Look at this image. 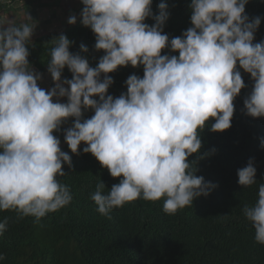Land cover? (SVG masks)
I'll return each mask as SVG.
<instances>
[{
    "label": "clouds",
    "instance_id": "1",
    "mask_svg": "<svg viewBox=\"0 0 264 264\" xmlns=\"http://www.w3.org/2000/svg\"><path fill=\"white\" fill-rule=\"evenodd\" d=\"M81 3V23L94 33L95 50L105 54L91 67L81 55L88 53L85 45L72 53L67 36L53 39L47 71L54 87L48 90L38 86L42 74L28 60L37 23L28 15L19 25L0 24V211L39 223L71 203L69 187L58 178L66 176L64 165L72 168V158L54 135L70 118L74 123L64 141L71 153L79 155L86 145L83 153L119 179L110 190L101 180L96 184L90 199L100 214L110 219L112 210L138 199L163 200L170 215L193 206L215 187L197 175L199 160L208 155L200 154L201 133L210 120L213 133L230 129L234 101L245 88L240 69L253 81L245 114L264 118V40L254 43L261 17L250 20L245 14L248 0H191L192 27L170 39L163 32L169 18L165 3L158 5V16L152 0ZM149 18L152 26L145 23ZM67 22L75 25L77 17ZM165 49L178 56L162 55ZM128 65L142 66L143 78L130 75L127 92L114 98L108 74ZM66 67L72 78L62 80ZM88 110L94 114L84 119ZM256 171L250 159L237 171L239 185L257 184ZM243 214L255 241L264 245V183ZM7 224V218L0 222V234Z\"/></svg>",
    "mask_w": 264,
    "mask_h": 264
},
{
    "label": "trees",
    "instance_id": "2",
    "mask_svg": "<svg viewBox=\"0 0 264 264\" xmlns=\"http://www.w3.org/2000/svg\"><path fill=\"white\" fill-rule=\"evenodd\" d=\"M11 1H25L29 7L40 5L35 0ZM74 2L83 7L81 0ZM48 3L44 6L52 5ZM160 3L168 6L169 18L163 32L170 39L192 27L191 0H152L154 16L159 15ZM1 7L5 8L0 5V10ZM245 14L250 20L261 17L254 43L264 40V0H248ZM145 23L152 26L155 20L149 18ZM40 33L28 46V60L41 73L47 71L51 42L61 35L73 42L69 49L72 53H79L81 44L88 48V53L81 55L91 67L105 54L95 50L96 37L81 20L60 34L48 30ZM161 54L178 56L169 49ZM240 71L245 88L234 101L230 129L213 133L209 129L214 121L210 120L201 133L200 154L208 155L199 160L197 175L215 185L207 197L202 196L194 200L193 206L171 215L163 211V200L138 199L112 210L109 219L98 212L90 196L99 180L110 190L119 179L112 178L91 154L79 151L77 158L72 159L71 169L63 166L66 176L58 178L73 196L68 206L49 213L39 223L34 217L20 218L15 211H0V222L8 219L6 230L0 234V255L5 257L0 264H264V245L255 241L254 227L243 214L245 204L258 200L259 184L264 183V118L253 119L245 114L244 100L252 91L253 81L249 74ZM133 74L143 78V67L128 65L109 73L114 82L108 94L115 98L126 93L125 82ZM62 77L72 78L67 67ZM93 114L88 110L83 118ZM73 123L70 118L54 135L64 140V131ZM189 159L195 160L196 156ZM250 159L257 170V184L242 187L237 171Z\"/></svg>",
    "mask_w": 264,
    "mask_h": 264
},
{
    "label": "rangeland",
    "instance_id": "3",
    "mask_svg": "<svg viewBox=\"0 0 264 264\" xmlns=\"http://www.w3.org/2000/svg\"><path fill=\"white\" fill-rule=\"evenodd\" d=\"M35 1H36L35 4L42 3L43 7H39L36 9V7L27 6L25 4V1L12 2L11 0H0V5L5 6V8L1 7V10H0V15H1L0 16V24L7 25L9 22H12L11 19H12V16H14V15H16L18 20H20V16H18V13H17L18 11H34V14L31 13V15H33V17H35L33 21H35L37 24H39V21L35 16L37 11H51V9H49L47 6H44L47 3V1H49V0H44V1H40V2L37 0H35ZM54 2L57 3L54 5L55 6L58 5L56 7H59L60 10L66 11V12H71V13H73V15H75L77 17V21L81 20V12H82L83 7H81V5H79V4H77V2H74V0H54ZM50 3H48V4H50ZM52 11H57V10H52ZM28 15L30 16V14H28ZM27 16L24 17L21 14L22 23L28 22ZM13 22L15 24L19 25V23H16V20H14V18H13ZM63 23H65V21ZM43 29H45V28H42L39 25H37V27L35 28V31H34V35L32 36L31 40L33 41L35 37H37L39 34H41L40 33L41 31L45 32L46 29L45 30H43ZM55 29H57V31H56L57 34H60L64 30V29H58V28H55ZM93 66H96V65H93ZM61 79L63 80L64 78L61 77ZM84 147H86V145L81 144L79 151H82ZM61 150L64 152H67L71 156L72 159H73V157L77 158V155H74L71 153L70 149L68 148V146L64 140H61Z\"/></svg>",
    "mask_w": 264,
    "mask_h": 264
},
{
    "label": "crops",
    "instance_id": "4",
    "mask_svg": "<svg viewBox=\"0 0 264 264\" xmlns=\"http://www.w3.org/2000/svg\"><path fill=\"white\" fill-rule=\"evenodd\" d=\"M50 2H52V5L48 8L51 9V11H37V13L35 15L39 21V24H37V25H39L42 28H45L48 31H54V32L57 31V29H55V28H58V29L68 28L70 25L67 24L68 23L67 21H68L69 17L71 15H73V13L60 10L59 7H56L54 5V0H50ZM32 7H36V9H37L39 7H43V5L40 3L39 6H32ZM52 10H57V11H52ZM23 12H24V14L26 13L25 11H18L17 12L18 16H20V20L17 19L16 15H14V16H12L11 21L13 22V18H14V20H16V22L21 21V14ZM31 13L34 14V11L27 12L25 14V16H27L28 14L31 15ZM31 18H32V20H34L35 17H31ZM64 21H65V23H63ZM21 24H22V21H21ZM45 29H43V30H45ZM36 72H39V71H36ZM39 73H41V72H39ZM41 74H42V80H41V82H39L38 86L45 89V90H48V89L54 87V82L52 81V78H51L50 74L48 73V71H44ZM60 102L66 103L67 100H66V98H63Z\"/></svg>",
    "mask_w": 264,
    "mask_h": 264
}]
</instances>
